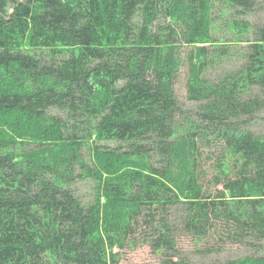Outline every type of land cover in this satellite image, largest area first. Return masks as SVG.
<instances>
[{
  "label": "trees",
  "instance_id": "obj_1",
  "mask_svg": "<svg viewBox=\"0 0 264 264\" xmlns=\"http://www.w3.org/2000/svg\"><path fill=\"white\" fill-rule=\"evenodd\" d=\"M138 246L264 264V0H0V264Z\"/></svg>",
  "mask_w": 264,
  "mask_h": 264
},
{
  "label": "rangeland",
  "instance_id": "obj_2",
  "mask_svg": "<svg viewBox=\"0 0 264 264\" xmlns=\"http://www.w3.org/2000/svg\"><path fill=\"white\" fill-rule=\"evenodd\" d=\"M184 71V70H183ZM186 77V71L184 73L183 78ZM184 81V80H183ZM181 81V86L184 85L185 82ZM184 95H186V92ZM193 245L192 241L188 238H184L182 240L181 246L184 248H190ZM122 260L120 264H153L154 263V255L151 252L149 247L146 246H138L137 248H130L126 250L122 255Z\"/></svg>",
  "mask_w": 264,
  "mask_h": 264
},
{
  "label": "bare ground",
  "instance_id": "obj_3",
  "mask_svg": "<svg viewBox=\"0 0 264 264\" xmlns=\"http://www.w3.org/2000/svg\"><path fill=\"white\" fill-rule=\"evenodd\" d=\"M115 41V40H114ZM111 42V41H110ZM103 44V43H102ZM64 49V48H63ZM100 163V162H99ZM100 203V202H99Z\"/></svg>",
  "mask_w": 264,
  "mask_h": 264
}]
</instances>
